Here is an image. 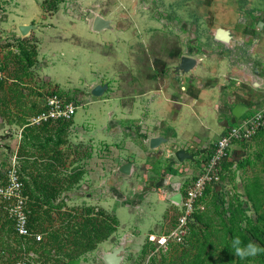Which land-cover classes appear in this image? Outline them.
<instances>
[{
  "label": "rangeland",
  "instance_id": "rangeland-1",
  "mask_svg": "<svg viewBox=\"0 0 264 264\" xmlns=\"http://www.w3.org/2000/svg\"><path fill=\"white\" fill-rule=\"evenodd\" d=\"M52 4V0H0V184L9 182L8 169H15L21 182L20 196L0 197V224L5 226L0 227V246L5 252L0 256L12 262L22 258L17 243L20 238L8 218L14 216L9 209L21 199L29 227L42 234L40 241H26L27 246L33 243V250L27 249L32 252L27 264H67L70 259L61 253L78 252L80 247H74L75 233L65 226L74 224L77 219L72 216L86 206H92L94 212L102 209L86 204L90 182L103 189L108 186L121 198L118 178L131 175L121 172L120 166L129 159L138 167L135 178L146 182L142 184L151 190L156 189L160 178L174 180L175 184L174 177L168 175L170 170L155 174L153 186L149 183L153 174L146 169L150 164L161 165L160 157L151 154L157 147L137 151L125 133L111 142L94 140L105 132L101 126L106 123L108 111L117 113L114 106L120 109V104L130 100V89L162 84L176 87L179 92L181 83H187L189 77L172 67L182 55L212 57L210 62L218 69V76L222 65L234 69L227 77L232 83L223 76L216 81L221 84L218 121L210 114L207 123L201 120L202 126L195 118L190 120L196 129L185 136L193 133L200 139L206 137L202 147L227 128L225 122H220L224 115L234 117L228 125L234 124L264 100V84L259 87L249 80L236 84L242 72L253 74L258 82L264 79V0H63L51 11ZM96 14L110 19V30L98 33L88 27ZM20 24L33 27L21 34ZM218 28L230 33L229 42L215 39ZM20 46L31 55L35 51L32 65L20 53ZM100 52L116 61H103ZM251 63L256 66L252 72ZM94 80L106 84L99 96L92 95L89 88L81 89ZM231 92L236 100L228 95ZM51 97L62 104L77 105L75 112L66 119L38 120L51 110ZM241 98L249 109L235 117L233 107ZM169 141L164 147L173 149L177 141ZM200 157L198 154L192 164L197 166ZM184 167L175 172L180 174L178 185L195 176ZM38 186L46 191L39 192ZM172 204L170 199L171 212L152 232L153 239L146 234L140 241H121V230L105 239L111 247L124 245L121 264H264V252L241 259L232 248L233 239L241 240L243 236L246 243L241 240L242 246L249 243L247 238H253L264 248V129L248 141L230 146L220 181L207 189L203 209L195 211L198 219L190 224L184 240L179 243L169 238L161 244L160 237L168 234L177 220L179 210ZM106 214L114 217L112 212ZM95 218L98 224L101 217ZM54 230L63 240L62 247L57 248L58 241L41 245L46 233ZM90 233L87 227L78 240L91 241ZM96 248L84 253L87 258L83 263L71 264H100L104 247Z\"/></svg>",
  "mask_w": 264,
  "mask_h": 264
},
{
  "label": "crops",
  "instance_id": "crops-1",
  "mask_svg": "<svg viewBox=\"0 0 264 264\" xmlns=\"http://www.w3.org/2000/svg\"><path fill=\"white\" fill-rule=\"evenodd\" d=\"M92 20L88 24V27L90 29ZM106 29L110 30V28ZM103 30L92 31L100 33ZM109 44L110 43H108V47ZM105 46H107L106 43ZM100 53V57L103 61L106 62L110 60V58L114 62L116 61L111 56L109 57V55H107L108 53ZM191 56H194L196 58V62L194 66L189 70L184 71L177 68L180 59L177 63L175 62L172 67L174 71L181 70L186 76L189 77L186 78L187 83L184 82L185 80L181 83L182 86L180 87L179 92H177L176 87L170 85L163 86L162 84H159L155 87L145 88L143 86H138L136 88L130 89V91L128 92L130 95V100H127L128 102L120 104V106L122 107H119L120 109H118V107L115 105L114 110H116L117 113L107 110L108 114L106 123L101 126V128L103 127L105 132L102 134L99 133V135L101 136H96L94 138L96 142H99L101 140L111 142L114 139L121 137L120 135L125 136L126 134L125 137H130L131 141L133 140L137 151H139L140 149H144L145 151V149L150 150L154 148L149 145V141L152 137H161L162 140L156 146L157 149L153 150L154 152H151V154H153L154 156L156 155L155 157H160L159 162H161V165L157 166L150 164L148 169H146L149 174H153L149 176L151 181L149 183L151 186H153V181L155 182V174H157L158 176L163 175L164 170H170L171 172L168 173V175L173 176L175 179L174 184V182H172L174 180L168 182L169 180L160 178V180L156 183V189L151 190L149 186H144L142 184L146 182L135 178V170L138 167H136L134 161H129V159L126 162H130V170L129 173L124 174H130L131 176L128 175L118 178L120 179L118 190L122 193V195H124H121V198L113 195V193L110 192L108 186L106 189H103L102 187H100V185L90 182L87 198L88 200L86 204L100 206L107 213L112 212L114 214L118 221V226L113 233L116 232L115 234H117V232L121 230L119 234V239H121V241L132 242V240L134 239L140 241L143 239L144 235H153L154 233L152 232L157 228H160V225L164 222L166 215L168 216V213L171 212L169 209L170 199L172 196L171 194L176 188L175 186H178L177 180L179 179L180 174L177 175V173L175 172L179 171L181 167L183 168L185 166L184 169L187 170L186 172L191 171L192 174H196L199 170L198 167L200 165V162L197 166L195 164L193 165L192 162L195 161V159L198 157V154L202 155V157H200L202 159L207 152V148L209 145H205L202 147V144H205L204 142L207 141L206 137H201L200 139L192 133L191 137L189 136V138L186 137L185 134H189L196 129L193 128L192 123L190 122L192 117L195 118L198 124L201 126L202 119L203 121L205 119L203 123H207L206 118L208 119V114H210L214 120L218 121L219 114L217 112L219 111L218 105L221 104V101H219V95L221 94L219 90L221 84H218V82L216 81H218V79L220 80L222 78L221 76H223V79H226L227 83H232V80H228L227 77H229V75H232L234 69L232 70V68H227L222 65L220 66L219 71L221 72V74H219L220 76H218L216 74V72H218V69L213 63L210 62L212 57L205 54ZM209 57L210 59L206 60ZM217 59L221 61L219 56H217ZM250 66L252 72L256 66L254 63H251ZM233 75L236 76L235 73ZM237 76V85L240 84V82L247 83L246 81L248 80L249 82H252L254 85H258L259 87L264 84V79L258 82L256 81V76H253V74L251 76L250 73L242 72ZM154 77H156V75ZM97 81L98 80L91 81L89 85L83 86L81 87V89L89 88L88 91L90 92L93 86H95L96 84H102L101 82H104ZM132 95L135 97H133ZM228 95L232 96V99H237L235 98L236 95L232 94V92ZM91 101L93 100L87 101V103ZM101 101L109 102V100ZM238 104L240 105V109L242 110V112L246 111V109H249L247 107L248 105L244 103V99L242 98L236 101L234 107ZM260 104L261 102H257V107ZM221 106L225 107L224 103H222ZM203 107H206V109H204ZM232 118L234 117H231L229 119V115L226 114L222 117V121L220 122H225V126L226 124L228 126V123L232 122ZM73 125H75V122ZM74 127L77 126L75 125ZM220 127L222 128V125H220ZM129 128L133 129L129 130ZM190 129L193 130L190 131ZM223 130L224 128L221 131ZM134 136L136 138L133 139ZM182 137H185V139ZM169 140L177 141V144L173 147V149L164 147V144L170 142ZM197 148L199 149L196 152ZM179 149L184 150V152L187 154V156L182 160H179L175 156V152ZM164 150L166 151L165 153H163ZM151 159L153 161V159L155 158L151 157ZM131 179H133V181ZM135 193L138 197H135ZM108 242L109 241L104 240L98 244L99 246H97V248H99L100 246L104 247L103 254L111 251L112 248H114L111 247V244ZM120 246L122 247L120 251L122 263L123 256L121 253L123 250H125V248L123 244L121 245V243L116 247ZM83 258H87L85 254L70 261L69 264L75 261L83 263ZM98 263L105 264L103 259L100 262L98 260Z\"/></svg>",
  "mask_w": 264,
  "mask_h": 264
},
{
  "label": "built area",
  "instance_id": "built-area-1",
  "mask_svg": "<svg viewBox=\"0 0 264 264\" xmlns=\"http://www.w3.org/2000/svg\"><path fill=\"white\" fill-rule=\"evenodd\" d=\"M48 103L51 110L49 109L47 114L39 116L38 120L50 117L66 119L75 112L77 107L71 102L62 104L55 97L49 98ZM261 129H264V100L253 112L219 132L216 139L209 144L205 156L200 160L199 170L195 176L191 177L187 182L185 180L175 186L176 188L171 195L179 193L180 200L171 199V201L173 209H177L179 212L177 213V220L173 229L168 234L160 237V242L163 241L161 244H165L169 238L179 243L184 240L189 232L188 223L192 220V213L203 209L202 203L207 189L214 187L220 181L222 164L228 156L230 146L232 147L236 142L248 141ZM8 170L9 182L5 185L0 184V197L20 196L21 182L17 177V172L15 169ZM17 201L18 203L13 204V207L9 209L14 211V216L10 214L8 218L12 219L13 231L20 238L18 249L22 254V258L19 257L12 262L0 256V264H27V256L32 255V252L26 249V241L29 239L38 241L42 238V234L31 230L27 211L22 208L21 199ZM152 237L153 235L151 234L150 239H153ZM4 253L3 250L0 251V254Z\"/></svg>",
  "mask_w": 264,
  "mask_h": 264
},
{
  "label": "trees",
  "instance_id": "trees-1",
  "mask_svg": "<svg viewBox=\"0 0 264 264\" xmlns=\"http://www.w3.org/2000/svg\"><path fill=\"white\" fill-rule=\"evenodd\" d=\"M52 1H53V4H52V8L50 9L51 11L56 10L57 4L59 2H61V1H63V0H52ZM19 49H20V53H22L23 56L26 58L27 63L29 65H32L33 62H34V58H33L32 55L35 53V51L33 52V50H32L33 54L31 55V51L30 52L27 51L22 46H20ZM25 127H27V126H24V128ZM59 129H60V131H63V126H61V128L59 127ZM56 143L59 144V142H56ZM38 190L41 193L46 191L45 187H43V186H41V187L38 186ZM38 201H39V199H38ZM33 212L34 211L32 210V213ZM105 212L106 211H104L103 209H97V212H94V209H93L92 206H86L85 208H82L79 211L80 214H76L75 216H72V217H75V219H77V220H75V223H77L79 225H77L75 223L74 224L69 223L65 227L68 229V231L70 233H75L74 236L72 237V243H74V247H80V250L78 252L73 251V252H69V253H67V252L61 253L62 256L67 257L66 259H70V260H68L67 264H69L70 261H72V260H74L76 258H79V256L84 254L85 252L95 249L97 243L102 242L103 240L108 238L116 230V228L118 226V221H117L116 217L114 216V217L111 218V216L109 217L108 214H106L107 212L106 213ZM30 213H31V211H30ZM46 214H47V210H46ZM69 215L71 216V214H69ZM96 215L101 217V219H100L98 224L96 222L98 219L95 218ZM29 218H30V216H29ZM191 218H192V220L189 221L188 226H190V224H192V222L194 223L198 219V213L193 212L192 215H191ZM102 219H104V220L101 221ZM2 225H3V223L0 224V227H2ZM5 225H6V223H5ZM29 225H30V222H29ZM87 227H88V230L91 232L90 233L91 241L83 242L81 240H78L79 237H80L78 235L81 234L83 232V230H85ZM46 234L47 235L40 242L41 245H45L47 243L57 242L58 241V244L56 245L57 248L59 249V248L62 247L63 240L60 238V235L58 234V232H56V230L50 231V232H48ZM245 239L246 238L243 236L241 238L242 242L246 243ZM252 240H254V239L253 238H250V239L247 238V241L249 243L253 242ZM17 243L19 244L20 240H18ZM29 244H28V246H26V249L33 250V243L30 244V245ZM0 248H1V250H4L2 246H0ZM5 250H6V248H5ZM143 250H144V248H143Z\"/></svg>",
  "mask_w": 264,
  "mask_h": 264
},
{
  "label": "water",
  "instance_id": "water-1",
  "mask_svg": "<svg viewBox=\"0 0 264 264\" xmlns=\"http://www.w3.org/2000/svg\"><path fill=\"white\" fill-rule=\"evenodd\" d=\"M31 27H33L32 24H20L18 26V29H19L21 34H26ZM106 28H111L110 19L105 18L99 14L95 15L93 20H92V23H91V29L94 31H101V30L106 29ZM214 37L217 40H220L223 42H228L230 40L229 32L223 28L216 29ZM195 62H196V58L194 56L182 55L180 57V62L178 64L177 68L182 69L184 71H187L194 66ZM105 88H106V84H96L95 86H93L90 93L94 96H99L104 92ZM233 113L236 117H239L243 113L242 110L240 109L239 104L233 108ZM161 140H162L161 137H157V136L152 137L149 141V145L151 147H156ZM175 156L179 160H182L184 157L187 156V154L184 152V150L179 149L175 152ZM129 170H130V162L123 163L120 166V171L123 173H129ZM171 199L179 201L180 200V194L179 193L174 194L173 196H171ZM121 249H122L121 246L120 247H114V248H112L111 251L103 254L102 259H103L104 263L105 264H121V259H122L121 255H120Z\"/></svg>",
  "mask_w": 264,
  "mask_h": 264
},
{
  "label": "clouds",
  "instance_id": "clouds-1",
  "mask_svg": "<svg viewBox=\"0 0 264 264\" xmlns=\"http://www.w3.org/2000/svg\"><path fill=\"white\" fill-rule=\"evenodd\" d=\"M232 248H233V253L241 259L255 257L261 254L262 252H264V248H261L255 242H250L242 246V242L239 237H235L233 239Z\"/></svg>",
  "mask_w": 264,
  "mask_h": 264
},
{
  "label": "snow or ice",
  "instance_id": "snow-or-ice-1",
  "mask_svg": "<svg viewBox=\"0 0 264 264\" xmlns=\"http://www.w3.org/2000/svg\"><path fill=\"white\" fill-rule=\"evenodd\" d=\"M161 243H163V241H161Z\"/></svg>",
  "mask_w": 264,
  "mask_h": 264
}]
</instances>
